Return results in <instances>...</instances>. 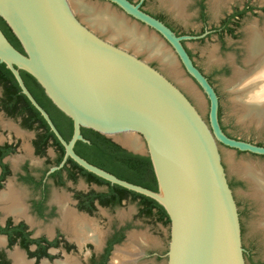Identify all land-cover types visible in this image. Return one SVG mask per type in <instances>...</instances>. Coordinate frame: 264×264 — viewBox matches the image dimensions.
<instances>
[{
	"label": "water",
	"instance_id": "water-1",
	"mask_svg": "<svg viewBox=\"0 0 264 264\" xmlns=\"http://www.w3.org/2000/svg\"><path fill=\"white\" fill-rule=\"evenodd\" d=\"M97 1L114 4L170 43L207 95L208 122L157 68L81 22L69 0H0V17L23 48V52L16 49L0 28V61L56 133L19 69L33 76L54 105L73 121L70 142L62 140L67 154L95 175L163 206L170 219L167 264H247L245 219L242 215V238L241 207L229 186L218 143L255 154H264V146L224 133L218 117L219 98L185 51L184 36L175 35L143 11L140 3ZM220 104V121L228 133L221 97ZM82 127L103 134L127 151L149 156L158 190L122 180L76 155L73 146L77 140L89 143L81 134ZM126 134H134L141 148L122 144L118 139Z\"/></svg>",
	"mask_w": 264,
	"mask_h": 264
},
{
	"label": "flooded vegetation",
	"instance_id": "flooded-vegetation-1",
	"mask_svg": "<svg viewBox=\"0 0 264 264\" xmlns=\"http://www.w3.org/2000/svg\"><path fill=\"white\" fill-rule=\"evenodd\" d=\"M129 1L132 2V0ZM164 1L169 11L176 18L181 20L185 18V1L176 0L180 5L178 9L171 5L170 0ZM225 1L227 0H223L219 4L214 3L215 7L219 8ZM140 8L163 22L175 35L185 37L181 40L185 51L212 86L210 76L206 75L196 64L186 41L201 40L206 35L215 33L220 39L221 46H223L224 35L235 36L239 19L248 11L254 10L250 5L241 9L234 8L220 21L219 26L211 27L207 25L205 0H199L198 9L202 26L201 31L195 34L176 29L166 20L164 15L151 13L141 5ZM257 29L259 30V28ZM155 33L163 39V42H160L165 47L168 46L166 48L175 60L174 66L177 72L162 64L159 59L156 61L160 62L163 68L179 82H182L179 79L184 73L202 96L207 99L206 93L186 71L175 49L161 34ZM215 56L216 51L213 48L210 57L214 59ZM149 64L154 67L153 64ZM0 65V264H17L16 256L14 257L16 253L22 257V259L20 258L22 263L18 261L21 264H167V260L164 262V259L167 258L168 250L160 252L159 238L151 236L148 229H138L132 215L128 217L130 215L127 212H116V208L125 205L126 201H132L131 196L112 190L111 185L117 184H112L88 171L67 154L63 141L70 142L74 134L73 121L54 105L45 92L46 98L43 97L40 101L27 88L31 96L47 113L57 131L56 133L41 112L22 92L12 72L20 89L13 87L11 81H6L4 72L6 68H9L2 61H0ZM179 65L182 72L179 71ZM223 70L227 71V68L225 67ZM21 71L22 69H19L20 75ZM218 71L219 69L213 70V73ZM160 72L165 75L162 71ZM165 76L172 81L167 75ZM183 86L192 89L190 84L186 83ZM213 89L219 98L218 117L220 126L227 136L235 138L228 134L221 124L220 95L214 86ZM192 90L193 92H191L195 95L197 91L194 88ZM66 117L71 120V132L69 120ZM81 134L85 138L83 127ZM79 142L86 143L77 140L73 146L75 154L92 164L78 152ZM250 143L264 146L261 143ZM230 149L264 157V154H255L236 148ZM223 165L232 192L233 183L242 187L247 186L250 191L244 196L245 206L243 210H240L233 192L238 206L241 237L244 236L242 212H246L250 204L258 211L259 219L256 222V227L258 233L263 236L264 179H261L259 172L262 173L264 167L241 164L237 167L238 177L232 180L228 177L224 162ZM247 166H254L256 174L254 177L245 172ZM97 178L108 183H103ZM136 203L137 212L135 216L137 218L146 221L153 220L163 226L170 224V219L169 223L160 219L158 209L153 208L149 215L144 204L138 200ZM72 215L75 216V221H72ZM132 234H144L147 241H131ZM243 248L244 255L249 256L252 249L244 246ZM161 260L162 263H160Z\"/></svg>",
	"mask_w": 264,
	"mask_h": 264
},
{
	"label": "rangeland",
	"instance_id": "rangeland-1",
	"mask_svg": "<svg viewBox=\"0 0 264 264\" xmlns=\"http://www.w3.org/2000/svg\"><path fill=\"white\" fill-rule=\"evenodd\" d=\"M85 1L99 6L108 7L109 10L123 16V18L127 20L128 23L138 26L140 30H144L146 33H148V35H152L159 41L163 42V39L152 29H147L145 25L125 15L119 7L97 0ZM183 1H185V18L181 20L176 18L174 14L169 11L164 0H144L143 2L142 0H132L134 4L140 3V5L145 10L151 13L164 15L166 20L176 29L198 34L201 31L202 26L198 9L199 0ZM205 5L207 25L211 27L219 26L220 21L227 14L231 13L234 8L241 9L246 5H250L254 8L253 11H248L239 19L238 24L236 25L237 28L235 31V36L227 34L224 35L223 46H221L220 39L215 33H210L201 40L186 41V44L193 54L194 61L206 75L210 76L213 86L216 88L222 99L228 134L235 138L254 143H261L264 145V122L258 126L255 122L249 123L247 120H243V108L233 99L236 87V84H233V80L236 78L235 73L237 71L240 73L245 72L244 75L246 76V74L251 73L252 71L254 72L253 69L256 67L254 63H246V58L249 57L247 51L249 42L247 43V41H249L250 38L249 30L251 26H255L259 29L264 28V9H262L264 8V1L227 0L223 3V5H220L219 8H216L213 0H205ZM76 15L79 17L81 22L88 26L80 15ZM95 32L103 39L110 41L108 39L109 36L106 33L102 34L98 33L97 31ZM112 43L120 47L124 46V42L122 41H112ZM166 47L168 48V46ZM213 48H215L216 51V56L214 59L210 57V52ZM127 50L139 56L141 59L153 64L155 68L167 75L189 97L204 120L208 122V100L202 96L197 87L187 78L184 73H182V76L179 80L188 81L192 86V89L194 88L195 91H197L195 95L192 93V89L185 88V86L182 85L183 82H179L175 77L170 75L163 68L160 62L156 61V59H147V53L137 54L131 49ZM225 67L227 68V71L223 70ZM218 69L219 71L217 73H213V70ZM179 71L182 72L180 65ZM218 147L229 177L232 180L235 179V177H238L239 171L237 167L241 164H252L255 167H264V158L235 152L233 149L227 148L221 143H218ZM254 166L247 167L254 168ZM233 188L241 210H243V207L245 206L244 196L249 194L250 191L247 186L242 187L236 183H233ZM136 204V201H126L125 205L116 208V212H127L130 215L128 217H131L132 215L136 221L137 228L143 230L148 229L151 236L153 235L155 238H159V250L160 252H166L168 250L170 224L163 226L162 224L155 223L153 220L146 221L137 218L135 216L137 212ZM246 212H242L245 219V248L252 249L251 254L249 256L246 255L247 264H264V235H260L256 227V222L259 219V216L257 215L258 211L250 204L249 209ZM166 260L167 258L164 259V262H166ZM160 263H162V260Z\"/></svg>",
	"mask_w": 264,
	"mask_h": 264
},
{
	"label": "bare ground",
	"instance_id": "bare-ground-1",
	"mask_svg": "<svg viewBox=\"0 0 264 264\" xmlns=\"http://www.w3.org/2000/svg\"><path fill=\"white\" fill-rule=\"evenodd\" d=\"M170 1L174 8H179L178 1ZM221 1L223 0H214V3L219 4ZM69 3L73 11L80 15L94 32L106 33L111 42L122 41L124 42V48L131 49L137 54L147 53V59H159L162 64L177 72L172 54L156 37L148 35L144 30H140L138 26L128 23L123 16L109 10L108 7L88 3L85 0H69ZM248 42L249 57L246 59V63L252 62L256 67L253 69L254 72L252 71L246 76L244 75L245 72L240 73L237 71L235 73L236 78L233 80V84H236V87L233 99L243 108V120H247L249 123L255 122L259 126L264 122V30L261 31L255 26H251ZM182 82L183 85H186V83L189 85V82L185 80H182ZM118 140L125 146L134 149L141 148V143L134 134H126ZM245 170L246 173L252 174L253 177L256 175L254 168L246 167ZM259 173L261 179H264V171ZM72 216V221H75V216ZM144 234H132L131 241H147ZM15 256L17 264H21L20 258L22 259V257H20V254L16 253Z\"/></svg>",
	"mask_w": 264,
	"mask_h": 264
},
{
	"label": "trees",
	"instance_id": "trees-1",
	"mask_svg": "<svg viewBox=\"0 0 264 264\" xmlns=\"http://www.w3.org/2000/svg\"><path fill=\"white\" fill-rule=\"evenodd\" d=\"M0 28L7 37V39L10 41V43L16 49L23 52L21 43L13 34L10 27L1 17ZM4 75L7 82L11 81L13 83V87H15L16 89H20L9 69H5ZM21 75L24 79L27 88L35 94L38 100L41 101L43 97L46 98V96L44 95L43 88L33 76L23 70L21 71ZM66 119L69 120L68 124H70L71 132V120L67 117ZM83 130L84 136L86 139L89 140V143L79 142L80 144L78 146V152L83 155L88 161L114 174L122 180L128 181L136 185H140L153 191L158 190L157 180L149 156L135 154L130 151H127L117 143L113 142L110 138L92 129L83 128ZM97 179L103 183H108L103 179ZM111 189L117 190L118 192L126 193L131 196L132 201L138 200L140 203L144 204L147 208L146 210L149 215L151 214L153 208L158 209L160 219L164 220L165 223H169V218L166 211L154 199L136 193L134 191H130L119 185H111Z\"/></svg>",
	"mask_w": 264,
	"mask_h": 264
}]
</instances>
